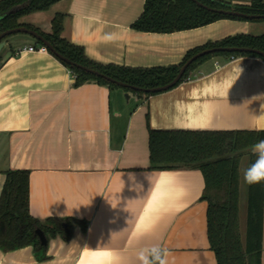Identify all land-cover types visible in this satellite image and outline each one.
Masks as SVG:
<instances>
[{
	"label": "crops",
	"instance_id": "1",
	"mask_svg": "<svg viewBox=\"0 0 264 264\" xmlns=\"http://www.w3.org/2000/svg\"><path fill=\"white\" fill-rule=\"evenodd\" d=\"M144 1L59 0L19 20L48 33L54 15L64 13L63 36L88 57L140 67L176 64L208 41L264 32L256 21L235 19L140 31L131 24ZM31 37L10 36L0 52V194L6 170L28 169L30 213L86 219L87 228L76 224L69 240L50 238L43 260L31 245L0 249V264H97L85 254L100 251L113 258L99 264H136L135 252L151 244L167 250L168 264H217L201 198L204 175L150 168L148 126L264 129V59L209 58L190 79L146 98L96 81L75 86L50 50L17 53L37 46Z\"/></svg>",
	"mask_w": 264,
	"mask_h": 264
},
{
	"label": "trees",
	"instance_id": "2",
	"mask_svg": "<svg viewBox=\"0 0 264 264\" xmlns=\"http://www.w3.org/2000/svg\"><path fill=\"white\" fill-rule=\"evenodd\" d=\"M59 0H0V33L6 29L26 26L42 34L53 47L72 61L122 82L139 87H153L171 81L184 63L195 53L216 46H249L264 51V32L237 33L189 49L183 59L166 66H128L101 63L88 57L83 46L63 36L64 13H56L51 20V31L45 33L20 17L33 11L48 9ZM145 0L141 14L131 26L140 31L170 33L197 28L220 19L260 21L226 14L218 9H233L249 14H264V0L248 2L234 0ZM11 35L6 36L7 39ZM31 37V36H30ZM35 45L43 44L31 37ZM223 56H263L245 52H215L193 61L175 85L190 79L199 66L209 58ZM61 60V59H60ZM74 75V85L96 81L111 89L123 88L144 97V93L123 87L103 77L68 64ZM173 86V87H175ZM171 87V88H173ZM169 88V89H171ZM159 93V92H158ZM148 122V113L146 114ZM150 168H197L204 175L205 185L201 198L208 203L207 234L217 264H262L264 250V182L246 187L245 234L240 229V162L248 157V166L256 159L252 146L264 140V129L189 130L153 129L148 126ZM76 224L87 228L86 219L76 217L33 216L29 210V170L8 169L0 194V249L4 251L31 245L39 260L48 258L47 244L41 243L36 232L41 229L47 239L57 235L69 240Z\"/></svg>",
	"mask_w": 264,
	"mask_h": 264
},
{
	"label": "water",
	"instance_id": "3",
	"mask_svg": "<svg viewBox=\"0 0 264 264\" xmlns=\"http://www.w3.org/2000/svg\"><path fill=\"white\" fill-rule=\"evenodd\" d=\"M193 1L196 2L197 4L201 5V6L207 7L206 5H204L203 3H201L198 0H193ZM218 11H220L222 13H226V14L243 16V17L252 18V19H264V14H249V13H244V12L233 10V9H218ZM17 32L28 34V35L40 40L45 46H47V48L55 56H57L59 59L63 60L64 62H66L68 64L75 65L82 70H85L87 72H90L91 74L103 77L110 82L116 83L117 85H120L123 87H130L132 89H135L137 91H141L144 93H158V92L168 90L169 88L175 86L180 81V79L182 78L187 67L193 61H195L196 59H198L201 56H204L205 54L227 51V52L255 53V54H258V55H261L264 57V51L263 50L258 49V48H254V47H249V46H216V47H212V48H207V49H204V50H201V51L195 53L192 57H190L184 63V65L180 68L179 72L176 74V76L171 81H169L163 85H158V86H153V87H139V86L130 85V84H127L125 82L116 80V79L102 73L99 70H96V69L90 68L86 65L79 64V63L72 61L71 59L65 57L60 52H58L53 47V45L42 34L37 32L36 30L28 28L26 26H19V27L10 28V29H6V30L2 31L0 33V52L3 48V46L5 45L4 38L8 35H12V34L17 33ZM36 232L40 238L41 243L46 245L48 243V239H47L45 233L39 228L36 230Z\"/></svg>",
	"mask_w": 264,
	"mask_h": 264
},
{
	"label": "clouds",
	"instance_id": "4",
	"mask_svg": "<svg viewBox=\"0 0 264 264\" xmlns=\"http://www.w3.org/2000/svg\"><path fill=\"white\" fill-rule=\"evenodd\" d=\"M251 150L256 159L243 170V179L248 185L264 182V140L255 143ZM112 207L115 208L113 205ZM167 255V250L162 249L159 244H151L135 252V261L136 264H168Z\"/></svg>",
	"mask_w": 264,
	"mask_h": 264
},
{
	"label": "rangeland",
	"instance_id": "5",
	"mask_svg": "<svg viewBox=\"0 0 264 264\" xmlns=\"http://www.w3.org/2000/svg\"><path fill=\"white\" fill-rule=\"evenodd\" d=\"M234 1H242V2H248L250 0H234ZM257 27L258 25H264V20H260V21H256ZM260 23V24H259ZM11 36L15 37V38H20V37H25L26 34L24 33H14ZM128 95V93H127ZM134 97V96H133ZM127 98V97H126ZM248 167V157L244 156L240 162V187H241V192H240V229H241V233H242V237H244L245 234V219H246V187L247 184L244 182L243 179V170L245 168Z\"/></svg>",
	"mask_w": 264,
	"mask_h": 264
},
{
	"label": "snow or ice",
	"instance_id": "6",
	"mask_svg": "<svg viewBox=\"0 0 264 264\" xmlns=\"http://www.w3.org/2000/svg\"><path fill=\"white\" fill-rule=\"evenodd\" d=\"M85 255L88 256L90 260L96 261L97 264H99L100 261L111 260L113 258L112 253L107 251L91 252Z\"/></svg>",
	"mask_w": 264,
	"mask_h": 264
},
{
	"label": "built area",
	"instance_id": "7",
	"mask_svg": "<svg viewBox=\"0 0 264 264\" xmlns=\"http://www.w3.org/2000/svg\"><path fill=\"white\" fill-rule=\"evenodd\" d=\"M23 51H39V52H48L49 49L44 44H40L37 46L29 45L28 47L20 48L17 50V53L23 52Z\"/></svg>",
	"mask_w": 264,
	"mask_h": 264
}]
</instances>
